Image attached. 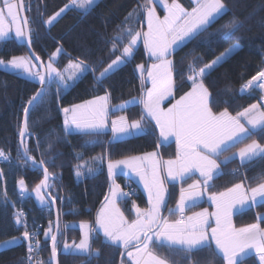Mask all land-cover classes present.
<instances>
[{"label": "snow or ice", "instance_id": "snow-or-ice-1", "mask_svg": "<svg viewBox=\"0 0 264 264\" xmlns=\"http://www.w3.org/2000/svg\"><path fill=\"white\" fill-rule=\"evenodd\" d=\"M98 3L99 0H69L68 4L43 22L51 25L66 9L80 10L84 15L90 14V10ZM157 3H162L166 9L167 14L163 18L156 12ZM24 7V0H0V42L10 39V34L14 32L16 40L21 44L26 42L33 54L13 56L8 61L0 58V65L15 74H26L28 79L39 85L38 90L22 108L23 118L19 122L20 142L17 150L18 157L24 158L25 165L31 161L33 167H36L37 165L44 166L45 161L41 154V159L37 162L36 158L31 155V149L27 144L28 138L35 135L29 125L30 109L35 110L45 101V98L50 95L49 89L53 84L57 85L55 95L58 100L62 91L74 87L87 73L95 74L98 69L83 59H70L62 70L57 68L55 56L64 51L62 48H57L56 54L49 57L47 63L40 61L31 49L33 30L29 27L28 17L21 14ZM139 8L140 11L134 9L125 17L124 27L109 41L112 43V52L116 51L117 43L123 45L121 54L99 70V74L94 75V79L97 85L103 86L106 79L132 59L133 50L138 42L142 41L149 55L157 61L147 70L143 64L137 66L142 83L144 73L147 71L151 87L146 89L142 98L134 97L115 106V111L123 112L137 103L142 104L141 119L129 123L128 117L122 115L111 120L109 128L111 94L106 90L103 96H95L93 99L60 109L63 114V132L65 137L70 134L99 137L111 131L112 140L108 143L112 144L146 134L147 129L143 121L147 117L148 120L155 122L164 140L169 137L175 138L176 157L164 161L158 159L156 152H150L143 156H131L122 160L109 159L107 169L111 184L108 193L104 196V204L95 219L97 227H92L86 221L81 222L83 238L79 243L64 242L61 254L85 255L89 258L99 256L98 251H92L91 240L98 238L94 234L102 232L105 238L104 243L111 246H122L124 252L121 256H127L134 264H175V261L171 259L173 255H183L185 259L190 260L193 253L204 250L214 253L225 264H243V261L251 254L249 250H254L258 257V264H264V229L258 224L237 229L231 220L232 212L237 208H251L255 204H264V183L251 187L250 192L243 183H237L226 191L213 193L208 197L215 204L214 213L209 214L208 210L204 209L191 216L184 215L186 207L191 208L198 205L207 190L214 186L212 182L225 175L220 168L221 163L227 164L238 158L243 166L264 158V145L253 140L252 143L239 148V151L233 153L232 157H225L220 163L217 162V158L224 152L230 151L258 133H264V95H261L259 103L250 105L236 116L231 115L227 109L217 113L212 110L211 92L204 83L205 77L237 52L240 45L238 43L231 45L204 67L197 68L194 63H189L187 69L189 74L186 79L191 82V90L176 99L175 103L170 102V107H161L162 102L168 97L174 98L175 92V65L169 57L207 31L212 24L232 9L227 6L225 0H196L195 7L191 11L186 10L178 0H171V3H167V0H155V3L154 0H145ZM141 12L146 16V32L129 26V21L133 18L139 22ZM243 26L244 22L233 14L226 23L216 29V34L231 38ZM125 39H127L126 44ZM103 63V60L99 61L101 66ZM256 90L264 92V68H261L240 89L241 94H251ZM242 120L246 122L247 127L241 122ZM99 143V140H88L84 147L95 146ZM36 146L39 149V139L36 140ZM52 147L53 143L50 142L48 150ZM76 158L82 161L83 154L77 153ZM0 159L7 161L10 159V154L0 149ZM92 159L94 162L102 163L105 157L101 155ZM121 166L135 174L147 190L149 207L141 209L134 204L136 218L132 221H129L117 206L118 199H126L132 195V193L125 192L115 181L117 169L122 171ZM82 169L89 174L96 173V169L87 162H83L75 165L77 177L84 174ZM197 173L201 179L189 184L187 188L181 187L176 207L167 208L168 189L165 181L180 182L190 179ZM229 174L236 176L239 170L233 169ZM43 175L44 179L33 191L41 205L45 204L47 195L50 205L54 203L56 197H53L50 192L42 193V189L52 187L48 181L53 174L49 173L48 168L44 166ZM2 177L3 171L0 170V179ZM26 194L27 186L23 180H20L21 199H24ZM0 196L4 198L6 204L13 203L7 199L6 190L0 192ZM164 209L167 210L169 216L179 214V218L171 220L164 217L162 215ZM14 216L16 224L23 226L25 230L21 237H14L0 243V248L7 250L17 246L21 240L27 241L28 261L31 264L32 253L40 249L39 230L31 233L27 230V221L23 212L17 211ZM210 216L215 217V227L209 224ZM261 218L264 219V217ZM44 236L51 240L49 261L51 264L52 259H55L58 254L57 235L53 234L51 222ZM154 246L167 249L169 255L158 254ZM36 264H43V262L37 260ZM121 264H123V259ZM208 264H212L210 259Z\"/></svg>", "mask_w": 264, "mask_h": 264}, {"label": "trees", "instance_id": "trees-1", "mask_svg": "<svg viewBox=\"0 0 264 264\" xmlns=\"http://www.w3.org/2000/svg\"><path fill=\"white\" fill-rule=\"evenodd\" d=\"M25 1L30 20L29 26L33 30V47L45 63L54 47L59 46L64 51L56 60L57 68L63 69L70 59H83L98 69L95 74L87 73L74 87L62 91L58 100L55 95L57 85L53 84L49 89L50 95L35 110H32L29 118L30 130L35 133L27 140L31 155L39 161L43 154L45 166L53 174V180L50 181L52 185L50 192L53 197H56L55 200L59 207H63L60 213L65 226L64 232L60 233L59 243L62 240L69 243L79 242L82 236L81 228L71 224L72 222L89 221L92 222L94 228L96 227L97 213L104 204V196L108 193L111 184L107 169L109 159L114 161L158 151L159 147H161V153L165 160L170 156L174 157L176 153L174 142L170 145L161 144L159 128L154 121L148 120L147 117L143 121L147 129L146 134L112 144L108 143L112 140L111 131L99 137L79 134H70L65 137L63 132V114L60 109L64 107L104 95L106 90L111 94L110 101L113 107L134 97H142L147 83L145 86L142 83L137 66L143 64L146 67L152 61L143 42L134 50L132 59L106 79L103 86L96 84L94 75H98L99 70H102L121 54L123 45L117 43L116 51L112 52V43L109 41L124 27L125 17L134 9L140 11L139 6L145 0H99V3L90 10V14L83 15L59 39L51 35L49 26L43 21L68 4L69 0ZM178 1L187 10L195 7L193 0ZM225 3L232 11L212 24L196 39L173 53L172 61L175 65L176 85L174 99L171 100V103L191 90V82L186 79L189 74L187 71L189 63H194L197 68L204 67L234 43H239L240 49L204 79L206 87L211 92L212 104L217 108L227 109L231 115H237L250 105L260 102V97L263 95L260 90L252 91L251 94H241L240 89L261 68H264V0H225ZM157 9L162 12L160 7L157 6ZM233 14L244 22V26L231 38L217 35L216 29L226 23ZM145 19L146 16L141 12L139 22L133 18L129 21V26L141 30L144 21L145 30L147 26ZM124 43H127V39ZM19 55L29 56L25 43L21 44L15 38L0 42L2 59L9 60L11 57ZM100 60L104 61L102 66L99 64ZM38 88L39 85L35 81L0 67V149H3L6 154H10L11 157L10 162L0 163V170L3 171V177L0 179V192L6 190L7 199L13 202L6 204L4 198L0 196V242L22 236L25 229L16 224L14 213L25 211L29 232L38 225L42 226L41 234H39L41 238L40 256L43 261L45 260L49 264L51 240L45 238L44 232L49 228L50 222L54 228V210L49 205L40 206L32 195L34 188L44 179V175L41 169L33 167L30 162L25 165L24 158L18 157L17 154L20 142L19 122L23 118L22 108ZM116 114L126 115L131 121L138 120L143 115V105L137 103L126 111H113L112 115ZM37 139L40 141L39 149L36 146ZM88 140H99L100 143L84 147ZM253 140L264 144V133H258L236 147ZM50 142L53 143V147L48 150ZM231 150L224 152L221 156L229 154ZM77 153L83 154L82 161L76 158ZM101 155L105 157L102 163L93 161V157ZM83 162H87L96 169V173L89 174L82 169L84 174L77 177L75 165ZM221 166L225 175L215 179L214 186L210 187L209 191H225L237 183H244L251 188L264 182V158L243 166L237 158L227 164L221 163ZM233 169H238L239 174L230 175L229 173ZM194 178L196 176L192 175L190 179L183 181V185L193 182ZM116 179L124 186L128 177L121 174ZM20 180H23L27 186V194L24 199H21L19 195ZM167 185L169 189L167 208H174L179 199L180 185L169 182ZM139 191V196L134 198L135 201L127 198L120 200L122 210L131 220L134 218L132 208L135 203L143 207L149 205L147 196L140 187ZM206 204L205 202L201 203L192 209ZM261 213H264V204H257L239 211L235 214L236 225L244 226L259 222L258 224L264 229V219L260 218ZM167 214L166 210L165 216ZM94 235L98 238L92 239L91 248L93 252L98 251L99 256L89 258L85 255L60 254V263L121 264V259L125 261L126 256H121V253L124 252L122 246L105 244V238L101 232ZM154 250L162 256L169 255L167 249L154 246ZM171 259L175 261V264H208L209 259L212 264H225L220 257L207 250L193 253L190 260L185 259L183 255H173ZM0 264H29L27 241L22 240L17 246L1 250ZM31 264H34L33 259ZM243 264H258V258L255 255H250L243 261Z\"/></svg>", "mask_w": 264, "mask_h": 264}, {"label": "crops", "instance_id": "crops-1", "mask_svg": "<svg viewBox=\"0 0 264 264\" xmlns=\"http://www.w3.org/2000/svg\"><path fill=\"white\" fill-rule=\"evenodd\" d=\"M194 2H195V4H196V0H193ZM154 3H155V0H154ZM157 6L158 7H160V9L162 10V12H160L159 11V9H157ZM183 6V5H182ZM184 7V6H183ZM186 9V8H185ZM187 10V9H186ZM188 11H191V10H188ZM156 12H157V14L161 17V18H163V16L164 15H166L167 13H166V9L163 7V4L161 3V5L160 4H156ZM54 15V14H53ZM52 15V16H53ZM84 14H82V11H80V10H71V9H66L65 10V12L64 13H62L61 14V16H59V17H57L56 18V20H54L53 21V23L51 24V25H48L49 26V29H50V32H51V35L54 37V38H56V39H59L65 32H67L68 31V29L74 24V23H76L82 16H83ZM51 17V16H50ZM49 18V17H48ZM144 31H147V26H146V30H144ZM12 38H15V36H14V32L13 33H11L10 34V39H12ZM16 39V38H15ZM139 43H140V41H139ZM142 43V42H141ZM139 45V44H138ZM57 48H59V47H57ZM57 50V49H56ZM61 54V53H60ZM19 56H25V55H19ZM151 57V56H150ZM0 58H1V56H0ZM12 58V57H11ZM152 58V61H151V63L149 64V66L147 67H145V69L147 70V69H150L151 68V65L153 64V63H156L157 61L155 60V58L154 57H151ZM169 59H171V60H173V54L169 57ZM4 60V59H3ZM10 60V59H9ZM6 61H8V60H6ZM0 67L2 68V69H5L2 65H0ZM9 71H11V70H9ZM25 77H27L26 76V74H23ZM144 75H145V78H146V83H147V86H146V89H148V88H150L151 87V82H150V78L149 79H147V71H145V73H144ZM190 91V90H189ZM100 96H103V95H100ZM142 98V97H141ZM172 99H174L173 97H168L166 100H164L163 102H162V105H161V107H163V108H167V107H170L171 106V104H170V102H171V100ZM173 103H175V101H173ZM109 105H110V99H109ZM212 110L214 111V112H220V111H223L224 109H220V108H217V107H215V106H213V104H212ZM233 116H236V115H233ZM242 123H244V121L242 120L241 121ZM248 125L246 124V127H247ZM110 128V127H109ZM162 140H163V143H165V144H169L170 145V143H172V142H174L175 143V148H176V152H177V144H176V142H175V138L174 137H169L167 140H164L163 138H162ZM152 152H156L157 153V151H152ZM236 152H238V151H236ZM148 153H150V152H148ZM144 154H146V153H144ZM144 154H141V155H136V156H143ZM158 154V153H157ZM175 157H176V153L174 154V157H173V159H175ZM124 159H126V158H124ZM158 159H159V155H158ZM119 160H122V159H119ZM167 160V159H166ZM165 160V161H166ZM114 161H116V160H114ZM218 162V161H217ZM218 163H220V162H218ZM121 168H122V171H121V169H117V175H116V178H117V176L118 175H126L127 177H128V180L127 181H129V182H133L134 184L136 183L139 187H140V189L146 194V196H147V199H148V195H147V190L144 188V186H143V183L139 180V178L138 177H136L135 176V174H133V173H130L129 171H128V169L127 168H124L123 166H121ZM220 168L222 169V166H221V164H220ZM129 176H131V179H129ZM194 176V175H193ZM195 176H196V178H194L195 180L193 181V182H190V183H186L185 185H183V181H180V182H175V183H177V184H179L180 185V188L181 187H184V188H187L188 187V185L189 184H192V183H194L195 181H197V180H200L201 179V177L199 176V174L197 173V174H195ZM185 181V180H184ZM213 183V182H212ZM244 184V183H243ZM120 185H121V187L122 188H124V186L120 183ZM167 185V184H166ZM245 185V184H244ZM246 186V185H245ZM247 187V186H246ZM248 188V187H247ZM42 192H43V189H42ZM180 192V191H179ZM32 195L34 196V198L36 199V203H38L40 206H48L49 205V203H48V200L46 199L45 200V204L44 205H41L40 204V201L39 200H37L38 198L36 197V195H35V192L33 191L32 192ZM210 195H209V191L207 190V192L204 194V196H203V199L200 201V203H203V202H205V203H207L206 205H204V206H202L200 209H198V210H196V209H192L193 207H191V208H189V207H186L185 208V210H184V215L185 216H191V215H193L194 213H197V212H201V211H203L204 209H206V208H210V209H212L214 206L213 205H211L210 203H212L210 200H209V197ZM179 197V196H178ZM259 199V198H258ZM120 200L121 199H119L118 201H119V203H120ZM178 203V202H177ZM199 203V204H200ZM198 204V205H199ZM255 205H257V204H255ZM255 205H253V206H255ZM176 206H174V208H175ZM120 208V207H119ZM247 208V207H246ZM246 208H244V209H246ZM123 208L121 207L120 208V210L124 213V211L122 210ZM244 209H242V210H244ZM241 210V211H242ZM264 215V214H263ZM166 218H168V219H171V220H175V219H178L179 218V214H177L176 215V218L175 219H172L173 217H171V216H168V217H166ZM260 218H261V216H260ZM211 222V224H210V226L211 227H215V219L213 218V216H210V219H209V223ZM89 224H90V222H88ZM259 223V222H258ZM258 223H255V224H258ZM254 224V223H253ZM72 225V224H71ZM259 226H260V224H258ZM75 226V225H74ZM76 226H79L80 227V224L79 225H76ZM249 225H247L246 227H248ZM260 228H261V226H260ZM210 230V229H209ZM102 233V232H101ZM63 244V243H62ZM70 244H71V242H70ZM63 248V245H62V247H61V249ZM123 248V247H122ZM249 252L251 253L250 255H255V253H254V250H249ZM249 255V256H250ZM123 264H134V262H132L131 261V259L130 258H128L127 256H126V259H125V261H123Z\"/></svg>", "mask_w": 264, "mask_h": 264}, {"label": "rangeland", "instance_id": "rangeland-1", "mask_svg": "<svg viewBox=\"0 0 264 264\" xmlns=\"http://www.w3.org/2000/svg\"><path fill=\"white\" fill-rule=\"evenodd\" d=\"M179 2V1H178ZM167 3H171V1H169V0H167ZM180 3V2H179ZM158 4H160L161 5V3H158ZM181 4V3H180ZM182 5V4H181ZM146 20V19H145ZM147 23V22H146ZM146 30V29H145ZM146 32V31H145ZM141 42L142 41H140V43L138 42V44L140 45L141 44ZM137 44V46H136V48L139 46ZM234 44H237V43H234ZM239 44V43H238ZM240 45V44H239ZM57 47H59V46H55L54 47V49L52 50V53H51V55H50V57L51 56H53V54H56V49H57ZM60 48V47H59ZM135 48V49H136ZM134 49V50H135ZM134 50H133V52H134ZM60 56V53L59 54H56V56H55V59L57 60L58 59V57ZM215 59V58H214ZM48 60H49V58L47 59V61H46V63L48 62ZM4 61H6V60H4ZM56 66V65H55ZM62 70V69H61ZM147 79H149L148 77H147ZM210 91V90H209ZM263 93V95H264V92H262ZM211 100H212V96H211ZM210 103H211V107H212V101H210ZM258 103V102H257ZM118 105H120V104H118ZM69 107H71V106H69ZM215 107H217V106H215ZM109 109H110V111H109V127L111 126L110 125V121L111 120H114V119H116L117 117H119V116H122L123 114H116V115H112V113H113V111H115V106L113 107V105L110 107L109 106ZM126 116V115H125ZM133 121V120H132ZM131 120H129L128 119V122L129 123H131L132 122ZM244 121V120H243ZM244 123H245V126H246V122L244 121ZM256 141V140H255ZM258 142V141H257ZM249 143H252V141H249V142H247V143H245V144H243V145H241V146H239V147H236L235 149H233V150H231V152L229 153V154H227V155H224V156H220L219 158H217V161L218 162H220V161H222V160H224V158L225 157H232V155H233V153H237L236 151H239V148H241V147H244L246 144H249ZM258 143H260V142H258ZM261 145H264L263 143H260ZM157 153H158V151H157ZM158 155H159V153H158ZM159 159H160V156H159ZM169 159H173V157H168L167 158V160H169ZM162 175H164V173L162 172ZM111 179V178H110ZM115 181H116V183H118V184H120V182L116 179V177H115ZM168 183V181L166 180L165 181V186H167L166 184ZM264 183V182H263ZM233 187V186H232ZM246 187V186H245ZM254 187H256V186H254ZM247 188V187H246ZM248 190H249V192H250V187H248L247 188ZM227 190V189H226ZM225 190V191H226ZM125 191V190H124ZM209 191V190H208ZM224 191V190H223ZM223 191H221V192H223ZM213 193H219V192H212V191H209V195H211V194H213ZM168 195V194H167ZM167 195H166V199H167ZM47 198L45 197V200H46ZM203 199V197L201 198V200ZM37 200H39V199H37ZM119 200V199H118ZM117 200V206L118 207H122L121 206V204L119 203V201ZM134 201H135V199H133ZM178 201H179V199H178ZM212 202V201H211ZM204 203V202H203ZM201 204V203H200ZM211 205H213L214 207L212 208V209H210V208H206L207 210H208V212H209V214H211V213H214L215 211H216V207H215V204L212 202V203H210ZM135 205L136 206H138L139 208H141V209H147L148 207H149V205H148V207H143V206H140L138 203H135ZM177 205V204H176ZM49 206H51V205H49ZM201 207H197V209L196 210H198V209H200ZM246 208V207H245ZM133 211H134V218L132 219V220H134L136 217H135V207L133 206ZM242 209H239V208H237V209H235V210H233V212H232V216H231V220H232V224H233V226L235 227V228H237V229H239V228H244V227H246L247 225H253V223L252 224H247V225H244V226H237L236 225V222H235V214L237 213V212H239V211H241ZM124 211V210H123ZM166 211V210H165ZM162 213H163V210H162ZM264 213H261L260 214V216L261 217H263L264 215H263ZM124 215H125V217L129 220V221H132L126 214H125V212H124ZM169 216V214H167L166 216H165V214H164V217H168ZM176 218V216H174L172 219H175ZM213 218L215 219V217L213 216ZM54 221V220H53ZM81 222H85V221H80V222H72V225H79V224H81ZM86 222H89V221H86ZM255 223H257V222H255ZM254 223V224H255ZM209 224H211V222L209 223ZM90 225L93 227V224H92V222H90ZM215 226H216V224H215ZM97 227V226H96ZM81 228V227H80ZM54 228L52 227V231L54 232V230H53ZM48 230V229H47ZM81 233H82V236H81V239L83 238V229L81 228ZM17 238H19L18 236H17ZM12 239V238H11ZM11 239H7V240H11ZM80 239V240H81ZM6 241V240H5ZM22 241V240H21ZM3 242V241H2ZM2 242H0V243H2ZM67 242V241H66ZM80 242V241H79ZM79 242H76V243H79ZM91 242H92V240H91ZM67 243H69V242H67ZM64 244V243H63ZM70 244V243H69ZM71 244H72V242H71ZM1 250H3V248H0V251ZM256 256V255H255ZM258 258V257H257Z\"/></svg>", "mask_w": 264, "mask_h": 264}, {"label": "water", "instance_id": "water-1", "mask_svg": "<svg viewBox=\"0 0 264 264\" xmlns=\"http://www.w3.org/2000/svg\"><path fill=\"white\" fill-rule=\"evenodd\" d=\"M24 4H25V7H24V9H23V11H22V15H24V16H27L28 17V15H27V9H26V1L24 0ZM28 20H29V17H28ZM29 25H30V20H29ZM30 27V26H29ZM31 28V27H30ZM141 30L142 31H144V21H143V23H142V27H141ZM25 44H26V46H27V49H28V52H29V55H32L33 53L32 52H30V50H29V47H28V45H27V43L25 42ZM31 49L34 51V54L36 55V56H38L39 57V55L37 54V52L35 51V49H34V47H33V43L31 44ZM40 58V61H42V62H44L45 63V61L41 58V57H39ZM149 65H147V67H148ZM143 84H144V86H145V84H146V78H145V75H144V79H143ZM145 91H146V87H145V89L143 90V94H142V97L144 96V93H145ZM110 107L112 106V104H111V101H110V105H109ZM31 112H32V109H30V114H31ZM30 114H29V118H30ZM161 137V136H160ZM161 144H163V140H162V137H161ZM158 153H159V156H160V159L161 160H164L165 161V159H164V157H163V155H162V153H161V147H159V149H158ZM31 164H32V162L31 161H29ZM38 162V161H37ZM33 165V164H32ZM45 166V165H44ZM44 166H39V165H37L36 167L37 168H39V169H41L42 170V172H43V167ZM49 171V170H48ZM50 173V172H49ZM53 180V176L49 179V181H48V183L50 184L51 182L50 181H52ZM168 186V185H167ZM166 186V187H167ZM167 189H168V187H167ZM48 192H50V188H47V189H43V192L42 193H48ZM51 193V192H50ZM52 195V194H51ZM46 198H47V200H48V202H49V198L47 197V195L45 196ZM168 201H169V189H168V195H167V199H166V202H167V205H168ZM51 205V207H52V209L54 210V232H53V234H56L57 235V249H58V254H57V257L55 258V259H52V264H57V261H58V264H61L60 263V254H61V247H62V243H64V241L65 240H62V242L61 243H59V238H60V233L61 232H64V226H65V223H64V221L62 220V217H61V211L63 210V207H59V205H58V202L55 200L54 201V203H51L50 204ZM167 205H166V207H167ZM165 210L166 209H164L163 210V213H162V215L164 216V214H165ZM57 223H58V225H59V231L57 232ZM51 243V242H50ZM51 245V244H50ZM50 249H51V246H50ZM51 255V254H50ZM122 260V259H121Z\"/></svg>", "mask_w": 264, "mask_h": 264}, {"label": "built area", "instance_id": "built-area-1", "mask_svg": "<svg viewBox=\"0 0 264 264\" xmlns=\"http://www.w3.org/2000/svg\"><path fill=\"white\" fill-rule=\"evenodd\" d=\"M10 161H11V157H10V159L7 160V161H6V160H3V159H0V163H3V162H10ZM123 189L125 190V192L132 193V195H130V196L127 198L128 200H132V199H134V198H136V197L139 196V193H140V191H139V187H138L136 184H134L133 182H129V181H127V182L125 183ZM21 212H23L24 217H25V216H26V212H25V211H21ZM27 223H28V221H27ZM41 228H42V226H41V225H38V226H36L35 228H33V229L30 231V233L38 229V230H39V234H41ZM38 239H39L40 244H41V240H40L41 238H40V235L38 236ZM40 255H41V245H40V249H39L38 252H33V253H32V257H33L34 264H36V261H37V260L42 261L43 264H47V261H45V260L43 261L42 256H40ZM49 261H50V259H48V262H49Z\"/></svg>", "mask_w": 264, "mask_h": 264}]
</instances>
